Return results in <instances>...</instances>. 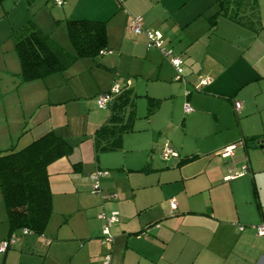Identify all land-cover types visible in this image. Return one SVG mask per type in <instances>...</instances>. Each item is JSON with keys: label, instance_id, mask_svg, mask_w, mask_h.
I'll use <instances>...</instances> for the list:
<instances>
[{"label": "crops", "instance_id": "crops-1", "mask_svg": "<svg viewBox=\"0 0 264 264\" xmlns=\"http://www.w3.org/2000/svg\"><path fill=\"white\" fill-rule=\"evenodd\" d=\"M38 1L46 21L21 17L15 23L10 11L0 9V148L53 130L74 149L70 157L47 166L53 212L44 234H17L14 244L0 252V264H100L104 254H109L108 264H264V236L255 229L264 225V0H254L253 9L240 12L245 16L241 20L218 11L216 0H105L99 9L105 19L87 20L105 22L112 52L78 59L63 73L22 81L14 33L27 24L64 47L53 35L54 26L63 32L62 23L75 19L68 7ZM124 8L140 15L144 28L162 34V46L182 60V81L174 79L160 49L147 50L145 35L126 28L131 14ZM114 33L117 40H112ZM79 61L95 78L90 92L72 82L73 70L67 72ZM130 74L141 80L129 79ZM201 78L209 82L200 86ZM150 79L155 81L152 89L162 91L152 93L160 98L152 112L147 108L149 125H159L153 132L166 138L161 144L159 136L153 149L159 160L146 155L126 160L123 137L133 131L136 115L118 147L95 153L93 133L110 114L107 108L105 114L97 112L96 95L117 83L136 97L134 91L147 89ZM168 97L173 98L172 110L163 114ZM186 103L190 112L184 111ZM46 104L50 121L44 125L45 114L39 113ZM37 106L34 125L27 127L26 113ZM165 141L178 157H160ZM232 144L231 153L223 152ZM77 160L81 164L74 168ZM243 169L242 175L227 178ZM95 170L107 174L99 179V190L89 193V174ZM170 200L176 202L173 211ZM112 211L118 220L110 227L108 246L102 242V214ZM8 232L0 195V242ZM64 246V253L70 252L66 263L56 253Z\"/></svg>", "mask_w": 264, "mask_h": 264}, {"label": "trees", "instance_id": "trees-1", "mask_svg": "<svg viewBox=\"0 0 264 264\" xmlns=\"http://www.w3.org/2000/svg\"><path fill=\"white\" fill-rule=\"evenodd\" d=\"M216 2L219 5L218 11L224 10V14L228 13V16L237 20L245 18L243 15L239 16V13L244 12L247 7L254 8V0ZM104 24L103 21L87 19L67 20V34L73 51L55 43L49 34L25 24L14 33V48L20 61L21 80L32 81L63 73L78 59H95L100 51L110 50L107 49ZM148 102L149 112H152L159 100L148 97ZM106 108L109 109V117L93 133L95 153L118 147L122 134L131 130L135 118V100L129 89L114 97ZM73 149L70 141L49 130L19 149L11 146L0 150V195L9 230L5 239L11 235L16 238L18 232L22 235L44 234L53 212L47 166L61 157H70ZM80 164L77 160L72 166L77 168ZM23 229L27 232L23 233Z\"/></svg>", "mask_w": 264, "mask_h": 264}, {"label": "rangeland", "instance_id": "rangeland-1", "mask_svg": "<svg viewBox=\"0 0 264 264\" xmlns=\"http://www.w3.org/2000/svg\"><path fill=\"white\" fill-rule=\"evenodd\" d=\"M104 1L105 0H66L65 4L63 6L54 5L51 1L49 4L51 7L59 8L61 10L68 7L67 9L70 10L69 12H71V11L73 12V14H71V15L75 19H105L102 14H99L100 13L99 9L102 5H104L103 4ZM67 3L68 4L71 3L72 6L71 7L69 5L67 6ZM41 7H43V3H41L38 0L32 2L29 5H27L25 0H0V9L4 8L8 12L10 11L11 12L10 18L15 23H16V21H18V18L20 19L21 17H23V19L28 18L31 20L42 19L43 21L44 20L46 21V18L48 20V16L44 13V11L41 9ZM124 9H126V8H124ZM125 11L129 12V10H127V9ZM211 11L212 10H210V13H211ZM130 14L134 15V13H130ZM167 20H168L167 23H170V24L173 23L172 18L169 17ZM62 24H63V27H61V28H63V32H62V29H60V27L53 25L54 26V32H53L54 34L53 35H54L55 39H58L57 41L62 43L61 45L66 47L68 50H70L69 49L70 45H69V41H68L69 39L67 37L68 35L66 34V30L64 27V24H66V22H63ZM112 36H113L112 40L118 39V36H116V33H114ZM213 45L214 44L212 43L211 47ZM211 47L210 46L208 47V48H210V49H208V55H210V56H212ZM213 50L215 51V49H213ZM117 53H118L117 50H114V54L116 55ZM83 62L84 61H79L77 63V65L72 67L73 69H70V71H67V72H71V70H73V72L76 75L72 77L73 78L72 82L74 84H81V86L84 87V88H82L83 91L90 92V90L92 91L93 85L91 87H89V84H90V82L92 83L91 79H95V78L92 76L93 73L89 72V70H86ZM199 68H200V66L192 68V69H194L192 71H198ZM128 78L132 79V80H135V79L141 80L140 77H138V76L135 77L132 74H130V76ZM154 82H152V79H150L149 80L150 85H148L147 89H146V87L143 86V88H141L140 90L138 88L137 92L134 91V93L137 94V96L134 97L136 118L133 122V131L124 135V137H123L124 141L122 144L123 145L122 149H123V152H125V154H126V160L128 162L135 160L136 156L140 158L141 156H145V155L146 156H152V158L155 159L156 161L159 160L157 158V152L153 151V149L156 148V145H155L156 140L158 141V138L160 136L159 132L155 133V132H153V130H158L157 127L159 125L157 123H155V121H152V125H149L148 118L150 117V115L147 116V113H148L147 108L149 107V102H148V99L146 96L152 97V93H156L155 95L162 94V91L158 92L157 90H155L156 91L155 92L152 89V84ZM156 98H159V96ZM172 100H173V98H171V97H168L166 99V101L164 103V107H163L164 108L163 114H168V112H170V110H172V107H171V105H172L171 101ZM29 103L32 104L33 99H30ZM45 106H46V109H42V110H44L45 113L44 112L41 113L42 111H40L39 115L43 116L45 114V121H47V123H44V125H47L48 122L50 121V114L48 113L49 112L48 111L49 110V107H48L49 104H46ZM38 107L39 106L32 107V109L26 113L27 117L24 118V121H26L27 127L34 125L33 117L35 116V113L36 114L38 113V111H37ZM38 110H40V109H38ZM96 110H97V112L99 111L103 114L106 113V109H99L96 107ZM17 112L19 114L18 121L20 122L22 120V113H23V108H21V105H19V107L17 108ZM29 113H32V117H29V115H31ZM211 124H213V123L211 122ZM34 127H36V126H34ZM27 131L30 132L31 130H27ZM205 131L210 132V130H205ZM225 131L226 130H224L223 132H225ZM28 136H29V138H28ZM28 136H27V140L25 142L23 140H20L18 143L14 142L13 147L16 149H19V148L23 147L24 145H26V143H29L33 138L30 134H28ZM212 138L218 139L217 137H212ZM164 139H166V138H162V140L158 141V143L162 144ZM207 139H210V138H207ZM210 140L213 142L212 139H210ZM0 147H3V146H0ZM0 149L5 150L6 148H0ZM121 152L119 151V154ZM86 191L89 193L91 192V185ZM17 234L20 235V232H18ZM31 234L34 236H38V235H35L33 233H31ZM78 243L79 242H77V244ZM66 248L67 247L61 248L60 250H58L56 252L58 254V256L61 257L62 261L65 263H66V261H68V257L70 255V252L68 254L64 253V249L66 250ZM67 250H68V248H67ZM102 258L104 259V255ZM100 264H103V260L100 261Z\"/></svg>", "mask_w": 264, "mask_h": 264}, {"label": "built area", "instance_id": "built-area-1", "mask_svg": "<svg viewBox=\"0 0 264 264\" xmlns=\"http://www.w3.org/2000/svg\"><path fill=\"white\" fill-rule=\"evenodd\" d=\"M53 4L57 6H62L64 4V0H50ZM119 3L122 2V0H117ZM126 28L130 30L135 35L144 34L146 37V49H152L157 48L160 49L163 55L168 59L170 64L172 65L175 76L174 79L176 81H182L183 80V65L182 60L180 57L173 54V51L171 49H166L162 46V34L156 30L148 29L143 27V21L142 17L140 15H131L130 18L127 20ZM110 53L112 51H100V53ZM209 82L208 78H201L200 79V86L205 85ZM125 88L120 87L117 83H114L111 88L106 92L98 93L95 97V104L96 107L99 109H105L107 105L113 100L114 97L119 95ZM235 107L237 109L240 108V104L238 102L235 103ZM192 109L189 106V104L184 105V111L190 112ZM236 148V144H232L230 146H227L223 148V152L225 153H231ZM178 151L176 148L169 142L165 141L164 144L161 146L160 149V157L163 160H168L172 157H178ZM245 172V169L231 173L227 176L228 179L235 178L239 175H242ZM107 174L106 171L103 170H95L94 172L89 174L90 180L92 182L91 184V192L95 193L99 190V179ZM176 207V202L174 200H170V209L173 211ZM105 220L104 227L102 228V242L108 246L112 243V235L110 233V227L113 222L118 220V214L117 212H110L109 214H102ZM256 233L259 235L264 236V225H257L255 226ZM23 233H26L27 230L23 229ZM15 242V235H11L7 239H3L0 242V252H5L7 249H9L12 244ZM109 262V254H106L104 256L103 264H108Z\"/></svg>", "mask_w": 264, "mask_h": 264}]
</instances>
